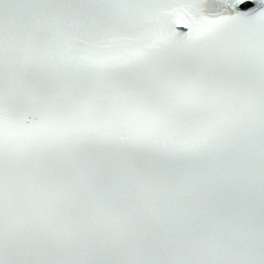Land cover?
I'll return each mask as SVG.
<instances>
[{
    "label": "snow or ice",
    "instance_id": "snow-or-ice-1",
    "mask_svg": "<svg viewBox=\"0 0 264 264\" xmlns=\"http://www.w3.org/2000/svg\"><path fill=\"white\" fill-rule=\"evenodd\" d=\"M0 264H264V0H0Z\"/></svg>",
    "mask_w": 264,
    "mask_h": 264
}]
</instances>
